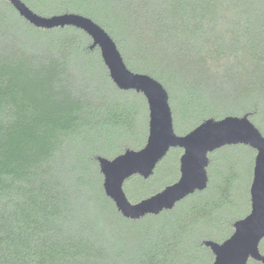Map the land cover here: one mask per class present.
I'll return each mask as SVG.
<instances>
[{
	"label": "trees",
	"instance_id": "1",
	"mask_svg": "<svg viewBox=\"0 0 264 264\" xmlns=\"http://www.w3.org/2000/svg\"><path fill=\"white\" fill-rule=\"evenodd\" d=\"M20 1L40 16L74 13L99 25L131 72L165 88L177 135L247 116L264 137V0ZM90 45L72 27L34 28L0 0V264H212L203 242H223L250 211L248 199L243 215H227L237 205L238 162L224 158L214 173L216 150L204 191L159 215L123 218L96 158L141 149L148 109L141 94L113 85ZM225 148L249 154V188L255 151ZM170 154L173 171L159 186L149 187L159 165L149 179L125 182L131 203L177 181L182 151Z\"/></svg>",
	"mask_w": 264,
	"mask_h": 264
},
{
	"label": "water",
	"instance_id": "2",
	"mask_svg": "<svg viewBox=\"0 0 264 264\" xmlns=\"http://www.w3.org/2000/svg\"><path fill=\"white\" fill-rule=\"evenodd\" d=\"M16 13L34 28L52 30L72 27L91 40L90 49H98L113 85L120 91L141 94L148 109V136L139 150L127 149L107 159L97 157L104 194L120 215L139 220L147 215H159L195 192L207 188L208 155L225 146L243 145L255 151L252 181L249 187L250 211L233 223L232 234L223 242L204 241L213 256L212 264H264L259 244L264 239V137L247 116H226L207 119L184 135L173 129L169 97L154 78L131 72L112 38L87 17L63 13L44 17L32 12L20 0H7ZM171 149H180L179 177L159 192L131 203L124 192L125 182L133 176L149 179L156 166Z\"/></svg>",
	"mask_w": 264,
	"mask_h": 264
},
{
	"label": "rangeland",
	"instance_id": "3",
	"mask_svg": "<svg viewBox=\"0 0 264 264\" xmlns=\"http://www.w3.org/2000/svg\"><path fill=\"white\" fill-rule=\"evenodd\" d=\"M95 70L97 73L99 72V67H96ZM97 73L93 77V81L95 80L96 83L99 82L100 76L97 75ZM145 113L143 109L140 110L139 114V121L138 124L139 126L144 125L145 122ZM219 151L214 153L216 158H215V163H213V171L216 173V168H219L221 166L222 159L224 158H235V161L238 162L237 168H236V173L239 176L238 177V183L236 185V190H235V199L237 200V205L236 207H232L230 210L227 211V215L230 218H234L238 216L239 214L243 215L247 209H248V199H249V188H248V179H249V154L242 149H233V148H225V149H218ZM210 153L209 155H211ZM165 159V158H164ZM162 160L158 163L160 172L156 175L154 180L150 183L149 187L150 188H155L159 186L167 177L166 172L173 171L174 168V160L175 157L174 155L170 154L167 156L165 160ZM157 165V166H158ZM208 170V167H207ZM212 173L213 175H215ZM173 174H170V178L173 177ZM248 189V190H247ZM227 230L226 228L223 229V232L225 233ZM227 233V232H226Z\"/></svg>",
	"mask_w": 264,
	"mask_h": 264
}]
</instances>
